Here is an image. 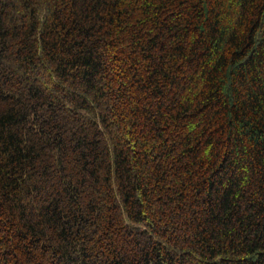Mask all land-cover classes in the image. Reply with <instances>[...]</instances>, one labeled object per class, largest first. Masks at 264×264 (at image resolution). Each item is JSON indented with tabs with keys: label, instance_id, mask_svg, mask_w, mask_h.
Returning a JSON list of instances; mask_svg holds the SVG:
<instances>
[{
	"label": "trees",
	"instance_id": "trees-1",
	"mask_svg": "<svg viewBox=\"0 0 264 264\" xmlns=\"http://www.w3.org/2000/svg\"><path fill=\"white\" fill-rule=\"evenodd\" d=\"M0 264H264V0H0Z\"/></svg>",
	"mask_w": 264,
	"mask_h": 264
}]
</instances>
